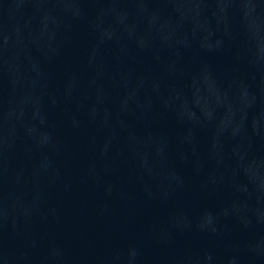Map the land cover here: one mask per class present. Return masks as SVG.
Returning <instances> with one entry per match:
<instances>
[{
    "label": "water",
    "instance_id": "water-1",
    "mask_svg": "<svg viewBox=\"0 0 264 264\" xmlns=\"http://www.w3.org/2000/svg\"><path fill=\"white\" fill-rule=\"evenodd\" d=\"M264 0H0V264H260Z\"/></svg>",
    "mask_w": 264,
    "mask_h": 264
}]
</instances>
